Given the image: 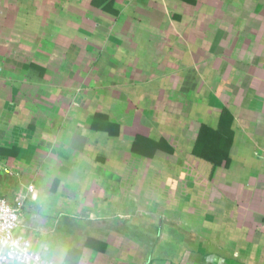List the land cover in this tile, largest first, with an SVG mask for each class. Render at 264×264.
<instances>
[{"label":"crops","instance_id":"1","mask_svg":"<svg viewBox=\"0 0 264 264\" xmlns=\"http://www.w3.org/2000/svg\"><path fill=\"white\" fill-rule=\"evenodd\" d=\"M0 148L52 264H264V0H0Z\"/></svg>","mask_w":264,"mask_h":264},{"label":"built area","instance_id":"2","mask_svg":"<svg viewBox=\"0 0 264 264\" xmlns=\"http://www.w3.org/2000/svg\"><path fill=\"white\" fill-rule=\"evenodd\" d=\"M22 197L9 203L0 197V264H52L32 249L27 237L18 235Z\"/></svg>","mask_w":264,"mask_h":264},{"label":"trees","instance_id":"3","mask_svg":"<svg viewBox=\"0 0 264 264\" xmlns=\"http://www.w3.org/2000/svg\"><path fill=\"white\" fill-rule=\"evenodd\" d=\"M95 1L96 4L99 5V7H102L105 10H110L111 5L113 4V0ZM221 118L222 122H225V119H230V115L224 112ZM95 124L96 123H94V125ZM225 136L226 135L223 136L222 132L219 133L217 131H212V129L208 126L202 125L197 134V140L193 151L194 155L204 160L209 159V161L212 162V165L219 166L221 164V159L223 160L224 158L228 157L231 145V137L229 138V136L227 135V138H225ZM6 154H10V156H12L13 154H15V150H3L0 148V156L2 158H5ZM221 156H223V158L218 159ZM225 161L228 160L226 159ZM226 163L228 165V162Z\"/></svg>","mask_w":264,"mask_h":264}]
</instances>
